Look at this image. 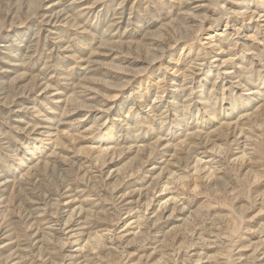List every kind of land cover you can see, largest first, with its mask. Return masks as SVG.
Wrapping results in <instances>:
<instances>
[{
  "label": "rangeland",
  "instance_id": "1",
  "mask_svg": "<svg viewBox=\"0 0 264 264\" xmlns=\"http://www.w3.org/2000/svg\"><path fill=\"white\" fill-rule=\"evenodd\" d=\"M0 264H264V0H0Z\"/></svg>",
  "mask_w": 264,
  "mask_h": 264
}]
</instances>
